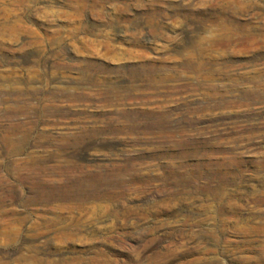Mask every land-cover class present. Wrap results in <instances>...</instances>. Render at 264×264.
I'll use <instances>...</instances> for the list:
<instances>
[{"label":"rangeland","instance_id":"obj_1","mask_svg":"<svg viewBox=\"0 0 264 264\" xmlns=\"http://www.w3.org/2000/svg\"><path fill=\"white\" fill-rule=\"evenodd\" d=\"M262 153L264 0H0V264H264Z\"/></svg>","mask_w":264,"mask_h":264},{"label":"bare ground","instance_id":"obj_2","mask_svg":"<svg viewBox=\"0 0 264 264\" xmlns=\"http://www.w3.org/2000/svg\"><path fill=\"white\" fill-rule=\"evenodd\" d=\"M22 126H23V124H19V123H17V124H13V128L14 129H20V128H22ZM26 132V131H25ZM64 136V138H65V140H67V143L69 144L71 141H74V140H77V139H79V135L77 134V133H68V134H65V135H63ZM62 136V137H63ZM24 139H22L21 140V142H24L23 141ZM21 145V144H20ZM17 148H19V147H17ZM17 150V149H16ZM17 151H19V150H17ZM218 152H220L219 150H218ZM227 155H226V157H224V158H222V159H220L219 161H218V168L220 169V170H218L217 172L215 171L214 172V174H215V177L216 178H221V182L223 183V187L226 185L225 183H227V181H226V178H227V176L232 172V170H234V164H236V163H242L243 162V156H240L238 153H234V152H229V153H226ZM37 159H39V157H36V156H34V155H31L30 157H28V158H26L25 160H23L22 161V163L21 164H19L18 166H17V168H25V167H32L31 165H30V163H32L33 161H35V160H37ZM259 162L260 163H262L263 164V166H264V153H262L260 156H259ZM60 163V162H59ZM50 165V164H49ZM64 165V164H63ZM39 166H41V165H39ZM35 167V166H34ZM37 167V166H36ZM47 167V166H46ZM54 167V166H53ZM52 167V168H53ZM82 167V166H81ZM51 168V167H50ZM60 168V167H59ZM67 168V167H66ZM75 168V167H74ZM40 169V168H39ZM78 169V168H77ZM76 169V170H77ZM93 169V168H92ZM46 170V169H45ZM60 170V169H59ZM36 171V170H35ZM37 171H39V170H37ZM49 171H50V169H49ZM69 171H70V169H69ZM20 172V171H19ZM51 172V171H50ZM63 172V171H62ZM21 173V172H20ZM37 174V173H36ZM40 174V173H39ZM43 174V173H42ZM32 175V174H31ZM46 175V174H45ZM58 175H59V173H58ZM50 176H51V174H50ZM65 176V175H64ZM39 178V177H38ZM62 178V177H61ZM52 179V178H51ZM54 180V179H53ZM61 180V179H60ZM70 180V179H69ZM79 180V179H78ZM25 181V180H24ZM32 181V180H31ZM1 199H2V197H1ZM252 246V245H251ZM256 258V257H255ZM258 259V258H257ZM263 259V258H262ZM258 261V260H257ZM256 260H255V262H257ZM263 261V260H262ZM250 262V261H249ZM252 263V262H251ZM256 264V263H255ZM258 264V263H257ZM261 264H263V263H261Z\"/></svg>","mask_w":264,"mask_h":264}]
</instances>
